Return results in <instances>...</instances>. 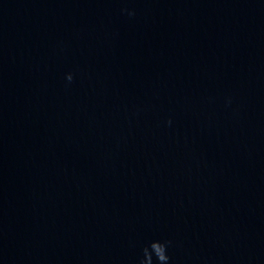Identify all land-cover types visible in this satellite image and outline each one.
<instances>
[{
  "label": "water",
  "instance_id": "95a60500",
  "mask_svg": "<svg viewBox=\"0 0 264 264\" xmlns=\"http://www.w3.org/2000/svg\"><path fill=\"white\" fill-rule=\"evenodd\" d=\"M0 264H264V0H0Z\"/></svg>",
  "mask_w": 264,
  "mask_h": 264
},
{
  "label": "clouds",
  "instance_id": "9594fccd",
  "mask_svg": "<svg viewBox=\"0 0 264 264\" xmlns=\"http://www.w3.org/2000/svg\"><path fill=\"white\" fill-rule=\"evenodd\" d=\"M68 80H71L72 79V74L69 73L68 76H67Z\"/></svg>",
  "mask_w": 264,
  "mask_h": 264
}]
</instances>
